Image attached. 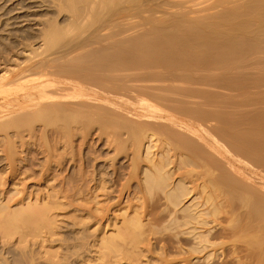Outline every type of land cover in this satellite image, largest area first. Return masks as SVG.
I'll return each instance as SVG.
<instances>
[{
  "label": "bare ground",
  "instance_id": "bare-ground-1",
  "mask_svg": "<svg viewBox=\"0 0 264 264\" xmlns=\"http://www.w3.org/2000/svg\"><path fill=\"white\" fill-rule=\"evenodd\" d=\"M157 1L48 0L0 38V238L49 230L88 177L94 260L264 264V0ZM99 144L127 170L87 173Z\"/></svg>",
  "mask_w": 264,
  "mask_h": 264
},
{
  "label": "rangeland",
  "instance_id": "rangeland-1",
  "mask_svg": "<svg viewBox=\"0 0 264 264\" xmlns=\"http://www.w3.org/2000/svg\"><path fill=\"white\" fill-rule=\"evenodd\" d=\"M160 1L161 0L157 2L161 4ZM53 14H55L54 8L51 4H49L48 0L47 2L43 0H0V27L3 26V23L8 20L13 21L12 19H14L16 16H17L16 18L18 19L17 22V19L15 18L14 21H16V23L11 24V26L9 25V27H7L8 29L7 28L5 29L4 27L5 25L3 26L4 29L2 27H1L2 29L0 28V38L5 40L6 38H8L9 40V38L11 37L9 36L10 34H8L9 32L10 33L13 32L15 34V32L17 33V31L18 33L21 32L22 29L35 32L36 29L40 27L38 22L41 21V19ZM155 15L161 16V13L158 12L155 13ZM63 16L64 13H60L59 16H57V19H61ZM131 19L132 18L127 19L126 22H132L136 20V18L132 20ZM140 26L141 28H137V31L134 32L143 31V28L145 26L144 27L142 25ZM129 31L132 33L133 30L132 31L129 30ZM1 46L2 44L0 43V47ZM90 141L91 140H89V142ZM83 148L84 147L80 148L79 153L83 154L85 151L86 153H89L88 150L89 148H85V149ZM105 150L106 148L101 144H99V148L96 154L100 157H98L99 159L96 160L89 158L87 159L85 169H87L88 172L87 170L86 172L91 173L93 169H97V168H99V170L101 171L109 172L113 169L114 164L119 166L122 164L121 167L117 166L119 167L118 170H120L121 172L122 171L125 172L128 166L126 165L128 163L125 161V159L121 158L120 160L122 161L119 162L120 164L115 163V160L113 162L112 161L110 162L109 156L111 157L112 153L106 152L107 150L106 151ZM80 157L82 158V156ZM116 158H118V156ZM109 163L111 164L114 163V164H112L111 166ZM124 166L126 167L124 168ZM64 167L66 169L65 168L63 169L64 171L63 173L66 172L70 173L73 170H75L76 172V168L78 166L77 167L76 166L73 167L72 165L70 166V163L68 162L67 167L66 165ZM122 167L124 168V170L121 169ZM39 181L36 179L35 180L29 179L26 182V193L31 195L30 199L32 200H34L37 195L38 198L46 195V192L50 191L49 188L52 184H55L57 188L59 182L60 185L63 184L60 180L59 181L56 180V182L53 183L52 182L45 183V181L42 180ZM79 181L81 182L79 183ZM66 183L68 184V182ZM66 183H64L63 185H66ZM70 183L71 186H73V188L77 187V189L74 188L73 190H75L74 192L77 191L78 193L77 192L74 193V195L77 194L75 195L74 198H73L74 195L71 196V192L73 190L72 191L69 190L65 192L66 194L70 192L68 195L65 194L67 197H64L65 195L61 196V194H59L60 196L57 199L59 204L53 206L51 211H49V215L51 217L50 219L52 220L49 230L44 231V229H42V231L40 232L41 234H39V236H35V237L28 236L26 237L27 240L25 242H19V243L18 242L16 243L17 240L14 239L16 238L15 237L16 235H14V237H12L11 239L7 237L6 238L4 237V239L0 238V264H98V263L104 264V261H101L100 259L94 260L95 259L94 256H96V254H94L95 248H93L94 246L92 245L94 243L93 242L94 239H96L94 238L95 235L99 233V230L97 232L93 230V228L96 229L95 227H98L97 226L98 224L94 222L91 214L93 211V207H92L93 200L91 195L92 191L90 190H91V186L94 183L93 181L91 182V180L88 177L86 178V180L83 181L78 178H75L74 180L70 181ZM103 183L104 182H101L100 184L104 185ZM66 186L67 188H69L68 187L69 185ZM100 191L96 193L97 194L99 193L97 195V199H99V204L101 206V204L105 205L107 202L104 203L105 197L104 195H101L103 191L102 192ZM113 195H115V193H112L110 197H112ZM100 211L101 212L99 213L97 212L99 215L102 214V212H104L102 210ZM102 223L103 221H101V224ZM93 233L95 234L93 235ZM156 251L157 250L154 251L155 253L151 252V254L150 252L146 253L144 251L142 252L141 255L138 256L137 261H133L134 263L133 262L132 263L158 264L159 261L156 259V256L158 257L157 254L158 251L157 252ZM128 262L131 263L130 261ZM128 262H126V260H119L113 262V264H129Z\"/></svg>",
  "mask_w": 264,
  "mask_h": 264
}]
</instances>
